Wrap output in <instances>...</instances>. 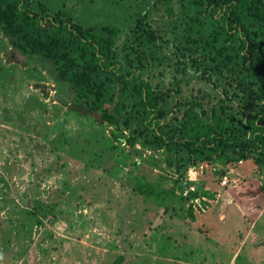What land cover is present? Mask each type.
Masks as SVG:
<instances>
[{"label": "rangeland", "instance_id": "rangeland-1", "mask_svg": "<svg viewBox=\"0 0 264 264\" xmlns=\"http://www.w3.org/2000/svg\"><path fill=\"white\" fill-rule=\"evenodd\" d=\"M32 1L43 15L116 28L119 59L136 65L142 58L153 87L169 90V120L195 98L206 109L225 102L241 117L252 110L235 78L175 68L176 60H193L184 47L193 16L177 4L170 12L164 0ZM143 31L157 41L145 36L141 44ZM198 31L193 41L202 40ZM11 53L0 32V264H113L121 255L123 264H264V168L253 161L193 166L186 153L131 148L125 140L105 148L109 128L70 111L73 93L51 66L36 56L28 67L10 64L17 61ZM130 171L162 177L174 194L155 204L132 188ZM36 201L53 210L36 215L31 230L25 215Z\"/></svg>", "mask_w": 264, "mask_h": 264}, {"label": "trees", "instance_id": "trees-1", "mask_svg": "<svg viewBox=\"0 0 264 264\" xmlns=\"http://www.w3.org/2000/svg\"><path fill=\"white\" fill-rule=\"evenodd\" d=\"M164 1L170 12L177 4L193 16L184 46L193 60L189 65L176 60L175 68H202L203 75L209 74L208 80L223 74L235 78L245 109L252 108L243 117L225 102L206 109L203 101L195 98L183 109L178 107L181 115L169 120L173 112L169 90L153 87L144 75L142 58L138 57L136 65V60L119 59L114 27H86L60 14L43 15L32 0H0V32L11 47L12 58L17 59L10 64L28 67L27 59L34 56L48 63L55 81L66 84L73 93L70 111L90 126L109 128L112 137L105 148H115L125 140L131 148L140 143L144 149L186 153L193 166L253 161L264 168V0ZM142 25L140 21L137 27ZM195 29L200 30L202 40L193 41ZM145 36L148 42L157 41L153 31H143L138 35L141 44ZM18 54L24 62L19 61ZM188 56L183 55L184 59ZM152 59L160 60L154 51ZM181 166L183 163L177 165ZM129 174L132 188L157 205L174 194L165 188L162 177L151 179L133 171ZM191 194L193 199L199 197V193ZM202 194L209 196L207 192ZM33 205L25 215L31 230L36 215L44 209L53 210L44 208L41 201ZM188 214L196 221L193 205ZM21 222L20 227L25 228L23 219ZM180 260L186 258L181 256ZM124 261L121 255L113 264Z\"/></svg>", "mask_w": 264, "mask_h": 264}]
</instances>
